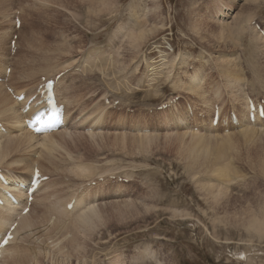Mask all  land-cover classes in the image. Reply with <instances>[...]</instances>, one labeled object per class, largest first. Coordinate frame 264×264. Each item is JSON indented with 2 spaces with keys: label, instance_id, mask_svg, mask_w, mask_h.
<instances>
[{
  "label": "rangeland",
  "instance_id": "rangeland-1",
  "mask_svg": "<svg viewBox=\"0 0 264 264\" xmlns=\"http://www.w3.org/2000/svg\"><path fill=\"white\" fill-rule=\"evenodd\" d=\"M98 1H107V4L100 5ZM246 3L244 0H0V67L8 64L4 67L11 68L6 86L32 93L41 77L61 75L56 86L57 97L66 103L61 101L67 106L71 124L69 128L56 132L59 135L62 132L61 139L51 134L54 141H58L54 160H47L42 155L38 162L32 155L36 151L27 149L23 141H7L4 134L0 150H7L1 152L4 156L0 155L2 173L12 171L25 179L32 171L31 166L38 162L40 168L35 164L37 170L43 169L39 177H54L58 185L55 195L65 197L64 202L72 199L74 193L71 195L70 192L75 187L87 181L109 175H126L127 178L126 183L106 180L104 184L92 186L94 188L89 186L91 189L85 193L83 190L86 187L79 192L84 196L79 194L75 201L94 203L101 209L102 219L96 222L94 229L81 235L67 229L71 244H61L65 247L62 252L51 249L46 244L49 243L47 237L56 235L52 227H57L54 225L57 219L58 224L64 223L62 215L66 214L63 209L71 200L60 208V200L51 198L47 193L51 181L49 185L44 182L43 191L40 189L38 195L36 193L40 199L34 195L32 209L24 216L29 229L24 230L26 233L22 231L20 239L7 248H14V252L12 259L3 258L5 264H264V230L256 233L247 228L252 217L264 220V122L261 126L254 124V128L234 130L229 127L225 134L222 133L225 129L218 131V127L210 131V117V130L206 121L201 120L203 117L207 119L211 109L203 111L212 107L214 103L210 102L219 103L225 111L237 110L238 115L243 116L241 102L233 99L226 89L227 79L238 77L245 84L242 97L246 94L254 98L264 97V52L252 50V46L257 49L254 36L261 43H264V37L248 27V23L254 21L264 29V0ZM18 12L21 27L16 33L12 20ZM233 15L249 18V21L236 24L234 20L237 17ZM138 23L146 25V29L152 26L158 29L134 48L126 44V34L128 28L129 31L130 28L135 30ZM222 24H228L229 30L230 26L245 24V31L243 35V30L238 28L234 33L226 31V48H217L214 45L216 40L211 39L209 34L215 35ZM12 25L14 33L10 34ZM14 34L18 37L19 47L13 57H9V42ZM166 42L171 44L173 52L164 49ZM97 52L101 53V59L92 56ZM163 53H167V59L172 61L171 66L163 71L162 76L147 82L146 70L149 66H156ZM87 62L91 68L90 65L87 67ZM248 62L252 63L246 67ZM239 64L246 68L242 71ZM223 68H226L225 71ZM0 72L3 73V70ZM194 75L200 79L197 87L190 84ZM0 88L8 93L2 84ZM195 94L200 95L197 97ZM173 97L178 98V102L169 106L168 101ZM106 98L111 101L118 99L116 109H112L115 107L113 104L107 105ZM185 101L194 113L188 122L186 111L189 113L190 110L185 108ZM163 103L169 107L156 110ZM15 107L22 112V103L18 102ZM87 114L92 115L85 120ZM95 119L99 121L94 123ZM0 120L8 132L5 119L0 117ZM91 123H94L92 131L97 132L95 134L90 131ZM135 127L139 128V135L155 136L156 139L143 153L132 148L131 137L120 138L135 135ZM191 127L193 132L188 131ZM251 129L255 130L251 140L247 136L244 138L243 131ZM230 130L234 132L229 133ZM88 132L96 136L89 137ZM238 132H243V136ZM184 133L205 136L208 140L206 144L211 148L231 138L225 164L231 167L232 163L235 175L218 178L211 174V167L203 161L190 165L183 151L184 147H190L188 136L182 139V145L178 141ZM17 157L30 161L16 162ZM80 167L86 172L78 174L75 168ZM48 170H53V174L50 175ZM66 187L70 190L67 191ZM217 189L222 190V195L215 197ZM49 198L51 201H48ZM41 199L47 203L48 210L41 205L35 206L38 201L41 203ZM49 209L50 212L55 210L51 212L54 215H50ZM58 210L60 214H55ZM39 242L43 243L41 247ZM26 243L37 254L32 252L33 255L28 258L24 250L28 247Z\"/></svg>",
  "mask_w": 264,
  "mask_h": 264
},
{
  "label": "bare ground",
  "instance_id": "bare-ground-1",
  "mask_svg": "<svg viewBox=\"0 0 264 264\" xmlns=\"http://www.w3.org/2000/svg\"><path fill=\"white\" fill-rule=\"evenodd\" d=\"M244 1H247V3H252V2H255L256 0H244ZM98 3H100V5H105V4H107V1H98ZM246 3V4H247ZM43 4V3H42ZM109 5V4H108ZM108 5H106V7H108ZM223 6V5H222ZM155 8V7H154ZM224 9H226V8H224ZM228 9V8H227ZM238 13V12H237ZM236 13V14H237ZM238 15V14H237ZM223 16V15H222ZM234 16V15H233ZM240 16V15H239ZM234 17H237V16H234ZM234 19V18H233ZM247 20L249 21V18H246V17H237V19H235L234 21H236V24H240V22H242V23H246L247 22ZM233 21V20H232ZM239 21V22H238ZM12 22H13V20H12ZM14 23V22H13ZM225 23V22H224ZM234 24H235V22H233ZM155 24V23H154ZM153 24V25H154ZM160 23L158 22V25H159ZM200 24V23H199ZM202 24V23H201ZM210 24V23H209ZM157 25V24H156ZM219 25H220V23H219ZM242 26L240 27V25H233V26H230V30H229V28L227 29V27H228V24H222L220 27H218L217 29V31L215 32V35H211L210 36V34H209V37L211 38V39H213L214 41L216 40V42H214V45H215V47H217V48H220V47H223V48H226V46L225 45H227L226 44V37H224V36H227V34H225V32L227 31V33L229 34L230 32H232V33H234V32H237L238 31V29H240V30H243L245 27H244V25L243 24H241ZM141 25V23H138V25H137V27H136V29L135 30H133V29H131L130 28V31H129V28H128V32H127V34H126V36H127V43L126 44H129L131 47H134V48H136V47H139V45H140V42L144 39H146V37L147 36H149V35H151V34H153V33H155V32H157V29H158V27H156V26H152L151 28H149V29H146L147 28V26L146 25H144V26H142ZM159 27H161V26H159ZM244 27V28H243ZM238 28V29H237ZM235 29H236V31H235ZM213 30V29H212ZM215 30V29H214ZM228 30H229V32H228ZM127 31V30H126ZM252 31V30H251ZM195 32V31H194ZM9 33V32H8ZM14 33V31H13V25L11 26V29H10V34H13ZM208 33V32H207ZM212 33H213V31H212ZM231 33V34H232ZM4 34V33H3ZM5 34H7L6 32H5ZM9 34V35H10ZM1 36H2V34H1ZM3 37V36H2ZM145 37V38H144ZM217 38V39H216ZM238 38V37H237ZM240 38V37H239ZM258 38V37H257ZM2 39V38H1ZM0 39V40H1ZM209 40L210 42H212L213 43V40ZM228 39V38H227ZM236 39V38H235ZM259 39V38H258ZM10 40V39H9ZM120 40H121V38H120ZM201 40V39H200ZM229 40V39H228ZM238 40H240V39H238ZM124 41H125V39H124ZM208 41V42H209ZM203 42V41H202ZM251 46V45H250ZM57 50H59V49H57ZM246 50V49H245ZM251 51V50H250ZM264 52V51H263ZM61 53V52H60ZM253 53V52H252ZM62 54V53H61ZM87 55V54H86ZM93 57H95L97 60H98V58L99 59H101V53H96L95 55H92ZM222 56V55H221ZM85 57V56H84ZM104 57V56H103ZM2 58V56L0 55V59ZM162 58V57H161ZM251 58V57H250ZM89 59H90V57H89ZM46 60V59H45ZM70 60V59H69ZM95 60V59H94ZM92 61V64H93V62H95V61ZM96 60V61H97ZM103 60V59H102ZM102 60H99L100 62L102 61ZM113 60V59H112ZM111 60V61H112ZM219 60V59H218ZM11 61V60H10ZM74 60H72L71 62H73ZM81 61V60H80ZM83 61V60H82ZM86 61V60H85ZM88 61V60H87ZM98 61V63H100ZM106 61V60H105ZM179 61V60H178ZM185 61V60H184ZM227 61V60H226ZM233 61V60H232ZM1 62V61H0ZM158 62V61H157ZM221 62H222V60H221ZM254 62V61H253ZM49 63V62H48ZM69 63V62H68ZM87 63H89V62H87ZM86 63V64H87ZM90 63H91V61H90ZM88 64L87 65V67L89 66L90 68L92 67L91 66V64ZM102 63V62H101ZM171 63H172V61L171 60H169V59H167V56H163V58L161 59V60H159V63L158 64H156V66H149L148 67V69L146 70V73H147V82L149 81H152L153 80V78L155 79L156 77H158V76H162L163 75V71L165 70V69H168L170 66H171ZM224 64L226 63V62H223ZM223 63H222V65H223ZM73 64H75V62L73 63ZM72 64V65H73ZM83 64V63H82ZM86 64L84 65V67L86 66ZM96 64V63H95ZM152 64V63H151ZM155 64H153V65H155ZM230 64H231V62H230ZM6 65H8V64H5L4 66H6ZM226 65V64H225ZM233 65V64H232ZM255 65V64H254ZM4 66H2V67H0V70L2 71L3 70V72L5 73L6 72V70H7V67H4ZM83 66V65H82ZM82 66H81V68L80 69H82ZM224 66V65H223ZM236 66V65H235ZM252 66V65H251ZM4 67V68H3ZM52 67V66H51ZM69 67V66H68ZM86 67V68H87ZM233 67V66H232ZM257 67V66H256ZM255 67V68H256ZM53 68V67H52ZM227 68V67H226ZM226 68H223V70L224 69H226ZM251 68V67H250ZM42 69V68H41ZM50 69V68H49ZM79 69V70H80ZM137 69V68H136ZM228 69V68H227ZM43 70H44V68H43ZM233 71H235V69H232ZM253 70V69H252ZM40 71V70H39ZM44 71H46V70H44ZM49 71V70H48ZM225 71V70H224ZM223 71V72H224ZM256 71V70H255ZM255 71H254V75H255ZM69 72V71H68ZM72 72V71H71ZM79 72V71H78ZM86 72V71H85ZM226 72H227V70H226ZM261 72V71H260ZM262 72H264V71H262ZM10 73H11V68H10ZM9 73V74H10ZM232 73V72H231ZM79 74H81V73H79ZM78 74V75H79ZM224 74H225V72H224ZM233 74H235L234 72H233ZM256 74H258V72L256 73ZM261 74V73H260ZM263 74V73H262ZM226 75H228V72H227V74ZM232 75V74H231ZM253 76V75H252ZM224 77V76H223ZM254 77V76H253ZM252 77V78H253ZM225 78V77H224ZM231 78V77H230ZM263 78V77H262ZM83 79V78H82ZM227 79V78H226ZM254 79V78H253ZM257 79H258V75H257ZM259 79H260V77H259ZM258 79V80H259ZM84 80V79H83ZM175 80V79H174ZM263 80V79H262ZM173 81V80H172ZM199 81H200V79H198V77H196V75H194L191 79H190V84L191 85H193V86H196L198 83H199ZM257 81V80H256ZM260 81V80H259ZM259 81H257L258 82V85H259ZM72 82V81H71ZM202 82V81H201ZM263 82V81H262ZM80 83V82H79ZM155 83V82H154ZM163 83V82H162ZM178 83V82H177ZM227 88L226 89H228V91L232 94V95H230V96H232V98L233 99H235V100H237V102H241V104H242V106H243V98H244V96L242 97V93H244L243 91L245 90V84L243 83L242 84V81L238 78V77H234V78H231V79H227ZM264 83V82H263ZM151 84V83H150ZM257 85V84H256ZM2 86H3V88H4V84H2ZM188 86V85H187ZM190 86V85H189ZM201 86V85H200ZM255 86V85H254ZM253 86V87H254ZM197 87V86H196ZM251 87V86H250ZM259 88V87H258ZM5 89H10L11 91H12V93L10 94V96H13L14 95V91L15 92H17L16 94H15V96H18L19 94H21L24 90H15V89H13L12 87H8V86H5ZM196 89V88H195ZM195 89H193V92H194V90ZM252 89V88H251ZM255 89V88H254ZM197 90V89H196ZM199 90V89H198ZM5 90H3V89H1L0 88V117H3L4 119H5V121H6V123H7V125H8V132L7 131H5L4 130V127H2L1 126V128L3 129V131H1V129H0V146H2L1 144V138L4 136V134H5V136H6V139H7V141H14L13 143H15V142H18L19 143V141H23V143H24V145H25V143H26V145H27V149H32V150H34V151H36V152H34L32 155L33 156H35V158H36V160L38 161V159H40V157L42 158L43 156L42 155H44L45 156V158L47 159V160H52L53 158H54V154L58 151V145H57V143H58V141H54V137L51 135L52 133H50V134H45V135H34L32 132H29V131H27V130H25L24 129V127H23V125H24V122L27 120V118L29 117V115H30V113L33 111V109H32V103L31 104H29L28 105V111H26L24 114H23V112H18V109H16V107H15V105H17L18 104V101L17 102H13L12 101V98L10 97V96H8L5 92H4ZM65 91V90H64ZM67 91V90H66ZM202 91V90H201ZM248 91V90H247ZM251 91V90H250ZM58 92H59V90H58ZM70 92V91H69ZM196 92V91H195ZM199 92H200V90H199ZM60 93V92H59ZM67 93V92H66ZM196 93H198V92H196ZM58 94V93H57ZM39 95H40V98H42L43 96H44V92H42V90L39 92ZM70 95V94H69ZM237 95H239V96H237ZM30 96H32V95H30ZM197 97H198V95H197ZM60 98V97H59ZM58 98V99H59ZM76 99V98H75ZM62 101V100H61ZM72 101V100H71ZM20 103H22V106H23V104H24V102L25 101H19ZM63 102V101H62ZM63 103H65V102H63ZM66 104V103H65ZM74 104V103H73ZM75 105V104H74ZM65 107H67V106H65ZM238 107H241V106H238ZM100 108V107H99ZM201 108V107H200ZM67 108H65V111H64V114L66 113V116L67 117H70V114L68 115V113H67V111L68 110H66ZM242 109V108H241ZM101 110V109H100ZM99 110V111H100ZM190 110V112L193 114V116L192 117H194V113H193V110L192 109H189ZM243 110V109H242ZM104 111V110H103ZM92 112V111H91ZM98 112V111H97ZM190 112L188 113V111H186V116H187V122L190 120ZM101 113V112H100ZM90 114V113H89ZM208 116H207V119H206V121H208V119H209V117H210V119L212 118V110H210L208 113ZM242 114V113H241ZM23 115H25V116H23ZM80 115V114H79ZM92 115V114H91ZM91 115H88L87 114V117H85V120H88L89 118H90V116ZM95 115V113L93 114V117H95L94 116ZM99 115H101V114H99ZM240 117V116H239ZM185 118V117H184ZM103 119V118H102ZM96 120V119H95ZM94 120V123H96L97 122V120L95 121ZM186 120V119H185ZM1 121V120H0ZM99 121V120H98ZM177 121H180V120H177ZM83 122H84V120H83ZM92 122H93V120H92ZM101 122V121H100ZM261 122V121H260ZM63 123H64V126H65V128H67L66 127V125H65V119L63 118ZM72 123V122H71ZM93 123V124H94ZM82 124V123H81ZM92 124V123H91ZM92 124V125H93ZM99 124V123H98ZM102 124V123H101ZM259 124V121L256 123V125H258ZM75 125V124H74ZM77 125V124H76ZM188 125V124H187ZM187 125H186V127H187ZM242 125H247V126H249L248 124H247V122H246V119H245V117H244V114H243V116H241L240 117V126H238L239 128H241L242 127ZM78 126V125H77ZM89 126V125H88ZM94 127V125L91 127V130L90 131H92L93 128ZM140 127V126H139ZM250 127V126H249ZM64 128V129H65ZM69 128V127H68ZM207 128H208V126H207ZM251 128H254L253 126L251 127ZM64 129H61V130H59V131H63ZM96 129V128H95ZM135 130H136V134L135 135H132V136H120V138H124V137H131L130 138V143L133 145L132 146V148H134L137 152H144L146 149H148V147L150 146L149 144H151V142L152 141H155L156 139H154L155 138V136L154 137H152V136H147V135H144V136H141V135H139V133H138V131H139V128H137V127H135L134 128ZM209 130H210V128H208ZM215 128H212L211 129V131L212 130H214ZM236 129V128H235ZM245 129H247V128H245ZM87 130V129H86ZM96 130H98V129H96ZM226 130V129H225ZM59 131H57L58 133H59ZM88 131H89V129H88ZM188 131H190V132H193V127H191ZM93 132V131H92ZM95 132V131H94ZM93 132V133H94ZM240 132V131H239ZM238 132V134H240ZM243 132H245L244 133V136L243 135H241ZM243 132H241V136H243L244 138L247 136V137H249V140H251V138H252V136L255 134V133H253V132H255V130H248V131H243ZM67 133V132H66ZM93 133H91V132H88L87 133V135L89 136V137H93V136H96V135H94L95 133H97V132H95L94 134ZM98 134H100L99 132H98ZM200 134V133H199ZM57 135V136H56ZM61 136H62V132H61V134H60ZM59 134H56V132H54V136H56L57 137V139H58V137L60 136ZM65 135H68V134H65ZM119 134H117V136H118ZM171 135V134H170ZM84 136V135H83ZM168 136V135H167ZM171 136H173V135H171ZM186 136H188V144L190 143V147H189V145H188V149L186 148V147H182L184 150L183 151H185L186 153V155H187V157H188V160H189V164L190 165H196L198 162H200V161H203L204 163H206L207 165H209L210 167H211V174H215L214 176H217L218 178H230V177H233L234 175H235V172H234V167H232V163H231V167L229 166V165H226L225 164V162H226V160L228 159V156H229V151H230V145H229V143H230V141H229V139H231V138H227V142H225V143H223V144H219V143H216L212 148L211 147H209V145L208 144H206V142H208V140L207 139H205L204 137L205 136H203L202 137V135H198V134H190V135H188V133H184V135L183 136H181V140H178L179 141V145H182V143L181 142H184V141H182V139L183 138H185ZM227 137V136H226ZM60 138V137H59ZM107 138V137H106ZM116 138V137H115ZM212 138V137H211ZM224 137H222V139H223ZM5 139V138H4ZM5 139V140H6ZM56 139V138H55ZM61 139V138H60ZM92 139H94V138H92ZM105 139V138H104ZM154 139V140H153ZM59 140V139H58ZM224 140V139H223ZM245 140V139H244ZM6 141V142H7ZM122 141H124L125 142V140L124 139H122ZM121 141V142H122ZM225 141V140H224ZM6 142H5V144H6ZM57 142V143H56ZM10 143V142H9ZM123 143V142H122ZM4 144V145H5ZM152 144H153V142H152ZM151 144V145H152ZM3 145V146H4ZM7 146L8 145H10V144H6ZM14 145V144H13ZM13 145H12V147H13ZM20 145H21V143H20ZM20 145H18L19 147H21ZM186 145V144H185ZM17 146V144L15 145V147ZM187 146V145H186ZM187 149V151H186V149ZM235 149V148H234ZM7 150V148H4L3 150H0V155H2L1 154V152H3V153H5V151ZM11 150V146H10V148H9V151ZM16 150H18V148L17 149H15V151ZM27 151V150H26ZM25 152V151H24ZM31 152V151H30ZM63 152V151H62ZM142 152V153H143ZM147 152V151H146ZM236 152V151H235ZM8 153H11V152H8ZM15 153V152H14ZM16 153H17V151H16ZM23 153V152H22ZM27 153V152H26ZM64 153H65V151H64ZM13 154V153H12ZM246 154H247V152H246ZM16 155V154H15ZM2 156H4V155H2ZM17 156V155H16ZM20 156V155H19ZM18 156V157H19ZM55 156H57V155H55ZM5 157H6V155H5ZM17 157V158H18ZM28 157V156H27ZM14 158H16V157H14ZM259 158V157H258ZM3 159V158H2ZM4 159H6V158H4ZM76 159V158H75ZM79 159V158H78ZM16 160V159H15ZM33 160V159H32ZM31 160V161H32ZM35 160V161H36ZM54 160V159H53ZM71 160V159H70ZM18 161H30V160H28V159H21V158H18L17 159V161L16 162H18ZM44 161V160H43ZM46 161V160H45ZM64 161V160H63ZM14 162V161H13ZM38 162H40V161H38ZM38 162H35V164L37 165L38 164V168H40V165H39V163ZM42 162V161H41ZM66 162V161H65ZM74 162V161H73ZM261 162V161H260ZM259 162V163H260ZM33 163V162H32ZM44 163V162H43ZM50 163V162H49ZM57 163V162H56ZM55 163V164H56ZM67 163V162H66ZM65 163V164H66ZM69 163H70V161H69ZM203 163V164H204ZM262 164H263V161L261 162ZM35 164H33L32 166H31V173L28 175V177L27 178H30V176L32 175V173L36 170L37 172H36V175H38V177H39V172H43V169H41L40 171H39V169L37 170V167L35 166ZM63 164V163H62ZM64 164V165H65ZM21 165H23V164H21ZM20 165V166H21ZM44 165V164H43ZM49 165V164H48ZM51 165V164H50ZM57 165V164H56ZM69 165H71V164H69ZM68 164H67V166H69ZM87 165V164H86ZM205 165V164H204ZM14 166V165H13ZM61 166H63V165H61ZM60 166V167H61ZM67 166L65 167V168H67ZM80 166H81V164H80ZM200 166H202V163L200 164ZM206 166V165H205ZM204 166V167H205ZM216 166H218V168H215ZM18 167H19V165H18ZM43 166L41 165V168H42ZM46 167H47V165H46ZM53 167V166H52ZM58 168H59V165L57 166ZM56 166H55V168H57ZM75 167V166H74ZM95 167V166H94ZM207 167V166H206ZM1 168V167H0ZM21 168V167H20ZM91 168V167H90ZM213 168H215V169H213ZM236 168V167H235ZM263 168H264V166H263ZM262 168V169H263ZM45 169V168H44ZM48 169V168H47ZM46 169V170H47ZM54 169V168H53ZM207 169H208V167H207ZM1 170V169H0ZM9 170V169H8ZM16 170V169H15ZM18 170V169H17ZM60 170V169H59ZM70 170V169H69ZM75 170H78V174H79V172L80 171H84L85 169L84 168H82V167H80L79 169H77V168H75ZM204 170H206V169H204ZM21 171V170H20ZM29 171V170H28ZM53 171V170H52ZM52 171H50L49 172V170H48V172L50 173V175H51V173H52ZM71 171V170H70ZM73 171V170H72ZM209 171H210V169H209ZM55 172H57L58 174L60 173V172H58V171H55ZM66 172L68 173V171H67V169H66ZM86 171H84V173H85ZM17 173V172H16ZM81 173V172H80ZM90 173V172H89ZM1 174H3V173H1ZM53 174V173H52ZM56 174V173H55ZM54 174V175H55ZM68 174H70V175H72L71 173H68ZM77 174V175H78ZM83 174V173H82ZM8 179H17L18 180V182H20L21 180H22V178H20V175H17V174H15L14 172H12V171H7L5 174H4ZM81 175V174H80ZM83 176H86L87 178H89L88 177V175H82V177ZM66 177V176H65ZM71 177V176H70ZM77 177V176H76ZM79 177V176H78ZM236 177V176H235ZM5 178V177H4ZM25 178V177H24ZM75 178V177H74ZM6 179V178H5ZM39 179L44 183V182H46V183H48V185H49V182L51 181V187H50V189H49V187H48V189H49V191L47 192V193H49L50 195V197L52 196V197H54V199H58V200H60V202H59V207L60 208H63L64 207V204H66V202L68 201V200H73L75 197L73 196L72 197V199H69L68 198V200H66V202H64L65 201V197H56V195H55V192H56V185H57V182L54 180V177H52V176H44L43 175V177H39ZM84 179H86V178H84ZM87 180V179H86ZM85 180V181H86ZM90 180V179H89ZM220 182H222V181H220ZM43 183H42V185H43ZM105 183V180L104 179H102V178H98V179H96L95 181L94 180H92V181H87V183H84V184H82L80 187H75L74 189H73V191H72V193L70 192V194L72 195L73 193L75 194V192H76V190L77 189H79V188H82L83 186H85L86 188L84 189V193L86 192V191H88V189H91V188H88L85 184H89L90 185V187H92L91 186V184H94V186H97V185H101V184H104ZM36 185L38 186V188H40L41 189V185L39 184V180L36 182ZM45 185V184H44ZM62 185V184H61ZM214 185V184H213ZM58 186V185H57ZM209 187V186H208ZM212 188L214 187H216V186H211ZM67 188V187H66ZM70 188V187H69ZM92 188H94V187H92ZM68 189V188H67ZM209 189V188H208ZM70 189H68L67 191H69ZM41 191H43L42 189H41ZM59 191V190H58ZM222 190H219V189H217V192L214 194L212 191H210V193L212 194H214L215 195V197H218L219 195L221 196L222 195V192H221ZM38 192V191H37ZM36 192V193H37ZM64 192V191H63ZM36 193H34L32 196H31V199H32V202L29 204V206L27 207L26 206V204H23V205H19V206H17V207H11V206H3V207H0V229H7L9 226L11 227L13 224L12 223H17V227L16 228H14L13 229V231L11 232V234L14 236V241L13 242H15V240H18V239H20V234H22V233H26V231H24L25 229H27L28 227H29V225H28V222L26 221V220H24V216H26V215H28L29 214V212H30V210L32 209L31 207H32V203H33V201H34V195H36ZM41 193H44L45 194V192H41ZM62 193V192H61ZM224 193V192H223ZM39 194H40V191H39ZM82 196H84L83 194H82V192L80 193ZM226 194V193H225ZM37 195H38V193H37ZM36 195V196H37ZM62 195V194H61ZM69 195V194H68ZM42 196V195H41ZM48 196V197H49ZM70 196V195H69ZM37 197H39V196H37ZM43 198H44V196H42ZM48 197H46L45 199H47ZM51 197V198H52ZM81 197V196H80ZM21 200H22V198H20ZM25 199H26V197H25ZM39 199H40V197H39ZM77 199V198H76ZM84 199V198H83ZM42 200V199H41ZM48 201H51L50 200V198L48 199ZM47 201V202H48ZM54 201V200H53ZM0 202L1 203H3V201L2 200H0ZM42 202H43V204H44V202L45 201H41V203L38 201V203L35 205L36 207L38 206V205H41L42 207H44L46 210H48V208L45 206L47 203L45 202V204L43 205L42 204ZM88 202V201H87ZM51 203V202H50ZM53 203V202H52ZM51 203V204H52ZM72 202H67V206H68V204H71ZM120 203H122V202H120ZM54 204V203H53ZM52 204V205H53ZM116 204V203H115ZM126 204H129V206H131V205H133V204H130V203H126ZM51 205V206H52ZM58 205V204H57ZM63 205V206H62ZM50 206V207H51ZM67 206L65 207V209H63V212L66 214V216H63L62 215V217L64 218V221H62V222H64V223H62V224H58V220L59 219H57V216L55 215V218L57 219H55L56 221H57V224H54L55 226H57V227H52V229H53V232L56 234V235H54V236H49V237H47V240L49 241V243H46V244H49V246H50V248L51 249H56V250H58L59 252H62V251H64L63 249L65 248V247H62L61 246V244H63V243H65L66 244V242H70V244H71V241H70V236L68 237L67 236V234H66V232H67V229L69 230V228L70 229H72V230H70L71 232H73L75 235H77V234H84L85 232H87V231H91L92 229H94V227H95V225H96V222L97 221H99L100 219H102V215L103 214H101V209H99V207L97 206V205H95L94 203L93 204H85L84 203V200L82 201H74V205H73V208H71L70 209V211H68V209H67ZM117 206V205H116ZM28 208V213L27 214H25V215H21V213H22V211L25 209V208ZM34 207V206H33ZM49 207V208H50ZM51 208H53V207H51ZM34 209H36L35 207H34ZM57 209H58V207H57ZM50 210L51 209H49V212H50ZM33 211V210H32ZM31 211V212H32ZM35 211V210H34ZM52 211H55V210H53L52 209ZM51 211V212H52ZM59 211V210H58ZM55 212V214L56 213H58V214H60V211L59 212ZM50 212V215L51 214H53L54 215V213H51ZM48 213V212H47ZM62 213V212H61ZM33 215V214H32ZM31 215V216H32ZM62 217H61V220H62ZM47 218V217H46ZM51 218V217H50ZM52 220V219H51ZM28 221H32V220H28ZM47 221V225H48V220H46ZM50 221V220H49ZM35 222V221H34ZM51 222V221H50ZM33 222H31V224H32ZM45 223V222H44ZM52 223V222H51ZM54 223H56L55 221H54ZM59 223H60V221H59ZM40 224V223H39ZM264 220L263 221H261V220H259L258 218H254V217H252V218H250L249 219V222H248V225H247V228L248 229H250V230H253V231H256V233H257V231L258 232H260V231H263L264 229ZM28 225V226H27ZM49 225H50V223H49ZM30 227H31V225H30ZM41 227V226H40ZM48 227H50V226H48ZM39 228V227H38ZM29 229V228H28ZM38 230V229H37ZM47 230V229H46ZM23 231V232H22ZM22 232V233H21ZM27 233H28V231H27ZM38 233V232H37ZM45 233V232H44ZM47 233V232H46ZM70 233V232H69ZM36 234V233H35ZM51 234V233H50ZM260 234V233H259ZM26 235V234H25ZM37 235V234H36ZM29 236H30V234H29ZM32 236V235H31ZM35 236V235H34ZM34 236H32V237H34ZM36 237V236H35ZM34 237V238H35ZM24 238V237H23ZM27 238H29V237H27ZM27 238H26V240H27ZM45 238V237H44ZM25 239V238H24ZM33 239V238H32ZM47 240H45V241H47ZM28 241V240H27ZM37 241H38V239H37ZM10 242V241H9ZM13 242H11L10 244L11 245H9L8 247H10V246H12L14 243ZM17 242V241H16ZM29 242V241H28ZM18 243V242H17ZM40 243V242H39ZM16 244V243H15ZM24 244V243H23ZM26 244H28V247H27V249H24L25 250V254L28 256V258H29V256L32 254V252L34 251V249H33V247H30L29 246V243H26ZM35 245V244H34ZM40 245H43V243L41 244H39V246ZM38 246V247H39ZM48 246V245H47ZM46 246V247H47ZM7 247V248H8ZM37 247V248H38ZM41 247V246H40ZM6 247H3V248H0V264H5V260L3 259L4 257H10L11 259H12V257H11V254L14 252V250H12V249H14V248H12V249H7ZM17 248V247H16ZM43 248V247H42ZM48 248V247H47ZM35 249H36V247H35ZM50 250V249H49ZM18 251V250H17ZM22 252V251H21ZM27 252V253H26ZM37 252H38V250H37ZM45 252H46V250H45ZM48 252V251H47ZM53 252V251H52ZM34 253V252H33ZM35 253H36V251H35ZM34 253V254H35ZM48 253H50V252H48ZM58 253V252H57ZM15 254V253H14ZM19 254H21V253H19ZM37 254V253H36ZM38 254H39V252H38ZM47 253H45V255H46ZM13 255V254H12ZM16 255V254H15ZM33 255V254H32ZM49 255V254H48ZM27 256L25 257V258H27ZM36 256V255H35ZM38 256V255H37ZM23 257H24V255H23ZM34 259V258H33ZM28 260V259H27ZM31 261V260H30ZM32 262V261H31ZM30 262V263H31ZM117 262V261H116ZM35 263V262H34ZM33 263V264H34ZM25 264V263H24ZM116 264V263H115Z\"/></svg>",
  "mask_w": 264,
  "mask_h": 264
}]
</instances>
